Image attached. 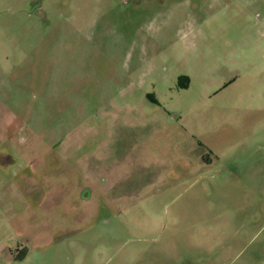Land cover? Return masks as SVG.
<instances>
[{"label": "rangeland", "instance_id": "374dc122", "mask_svg": "<svg viewBox=\"0 0 264 264\" xmlns=\"http://www.w3.org/2000/svg\"><path fill=\"white\" fill-rule=\"evenodd\" d=\"M239 76L264 84V0H0V264H264V179L199 167L179 119ZM246 118L202 135L240 152ZM101 143L119 197L83 176Z\"/></svg>", "mask_w": 264, "mask_h": 264}, {"label": "crops", "instance_id": "0c3cea01", "mask_svg": "<svg viewBox=\"0 0 264 264\" xmlns=\"http://www.w3.org/2000/svg\"><path fill=\"white\" fill-rule=\"evenodd\" d=\"M255 81L239 76L233 82L236 89L234 95L213 105H208L207 97H195L187 100L179 118L181 119L182 138H185L187 148L191 147L195 150V157H193L199 167L204 169L205 166L212 165L219 159L228 158L231 166L230 172H232V166L233 168L234 165L236 166L234 172L236 176L245 174V180L250 182L264 179V84L262 87L255 86ZM226 113H229L227 119L225 118ZM244 113L247 117L245 124L246 132L249 134L247 138H251L252 134L261 133V140H246L245 148L242 147V151L238 152V146H235L237 143H230L227 148L223 147L218 150L203 137L202 134H207V137L211 138L225 122L233 123L234 127L239 128L237 130H242ZM108 145V143H101L97 146V149L101 150L100 152L96 150L85 153L84 158L91 160L90 162L88 160V163L84 161L86 171L83 176L86 181H96L97 184L101 182L100 191L103 197H119L122 193L121 182L125 180V165L129 160H126L125 157L116 159L111 157ZM115 145L120 146L123 150L128 147H131V150L133 148V146H127L126 142H117ZM80 147L82 148L81 145H78L77 149ZM254 149H260V153H255ZM76 155L80 158L78 152ZM10 159L7 157L5 161L8 160L9 164ZM96 160L98 163L95 164ZM243 160L245 168L241 172V169L237 168V164L238 161ZM137 171L138 168H134V179H136V175H140L141 170L138 174ZM257 252L260 253L259 258L264 261V246L261 245Z\"/></svg>", "mask_w": 264, "mask_h": 264}, {"label": "trees", "instance_id": "16d2710c", "mask_svg": "<svg viewBox=\"0 0 264 264\" xmlns=\"http://www.w3.org/2000/svg\"><path fill=\"white\" fill-rule=\"evenodd\" d=\"M182 86H183V87L186 86V84H185V80H184V83H182Z\"/></svg>", "mask_w": 264, "mask_h": 264}]
</instances>
